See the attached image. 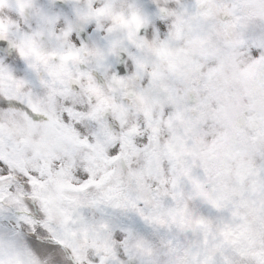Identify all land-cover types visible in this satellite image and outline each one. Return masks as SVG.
Listing matches in <instances>:
<instances>
[{"label": "snow or ice", "instance_id": "obj_1", "mask_svg": "<svg viewBox=\"0 0 264 264\" xmlns=\"http://www.w3.org/2000/svg\"><path fill=\"white\" fill-rule=\"evenodd\" d=\"M0 264H264V0H0Z\"/></svg>", "mask_w": 264, "mask_h": 264}]
</instances>
